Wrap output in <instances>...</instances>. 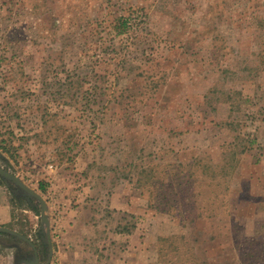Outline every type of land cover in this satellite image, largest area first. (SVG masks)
I'll use <instances>...</instances> for the list:
<instances>
[{
    "label": "rangeland",
    "instance_id": "374dc122",
    "mask_svg": "<svg viewBox=\"0 0 264 264\" xmlns=\"http://www.w3.org/2000/svg\"><path fill=\"white\" fill-rule=\"evenodd\" d=\"M263 10L0 0V264H264Z\"/></svg>",
    "mask_w": 264,
    "mask_h": 264
},
{
    "label": "crops",
    "instance_id": "0c3cea01",
    "mask_svg": "<svg viewBox=\"0 0 264 264\" xmlns=\"http://www.w3.org/2000/svg\"><path fill=\"white\" fill-rule=\"evenodd\" d=\"M261 16L262 17L264 16V10H263ZM255 182L257 184L260 183L261 186H259V189L256 192H254V193L251 190H249L248 191V194H249L251 200L258 201V200L264 198V179H257L256 178L255 179ZM115 197H117V196H115ZM116 200H118V197L116 198ZM122 201H124V200H122ZM54 213H56V212H54ZM54 213H53V215H54ZM61 214L64 216L63 212L62 213H59L58 212V214H56L57 215V218H58V216H60V219H62L63 216H61ZM66 216H68V215H66ZM60 219H57V220L61 221ZM66 219H67V217H64V221H66ZM57 220H55V222ZM60 227H62V225L59 226V223H58L57 226H56V228H54V231L55 232L56 231L61 232L62 229ZM72 231H73V227L69 225L68 228L65 231V237L62 240L58 241L59 243H57L55 245L54 243L52 244V242L50 243V241H49L50 249H49V252H48V255H47L48 257H47V260H46V263L45 264H51L53 262V259L57 257L56 255H59L60 254L59 253L60 252L59 250H61V253L64 256L63 259L64 260L66 259L65 261H70L71 260V257L74 254V251H73V245L70 244L68 238L71 235H73L72 234ZM57 248H59V249H57ZM136 250L137 251L139 250V254H141L140 253V248H137ZM113 257H116V256H113Z\"/></svg>",
    "mask_w": 264,
    "mask_h": 264
},
{
    "label": "water",
    "instance_id": "95a60500",
    "mask_svg": "<svg viewBox=\"0 0 264 264\" xmlns=\"http://www.w3.org/2000/svg\"><path fill=\"white\" fill-rule=\"evenodd\" d=\"M45 211V210H44ZM42 219V218H41ZM46 222H47V219H45L44 217H43V219H42V225H43V223H45V225H46Z\"/></svg>",
    "mask_w": 264,
    "mask_h": 264
},
{
    "label": "flooded vegetation",
    "instance_id": "af4514ba",
    "mask_svg": "<svg viewBox=\"0 0 264 264\" xmlns=\"http://www.w3.org/2000/svg\"><path fill=\"white\" fill-rule=\"evenodd\" d=\"M47 255H48V253H47ZM48 257V256H47Z\"/></svg>",
    "mask_w": 264,
    "mask_h": 264
}]
</instances>
